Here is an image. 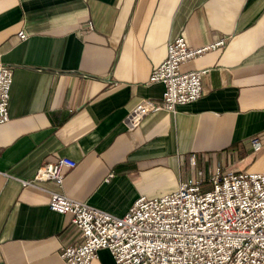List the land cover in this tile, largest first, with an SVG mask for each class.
<instances>
[{
    "label": "crops",
    "instance_id": "1",
    "mask_svg": "<svg viewBox=\"0 0 264 264\" xmlns=\"http://www.w3.org/2000/svg\"><path fill=\"white\" fill-rule=\"evenodd\" d=\"M182 34L191 48L224 40L181 65L206 71L202 96L130 129L128 112L163 96L150 73ZM0 63L13 68L0 123V264H64L81 231L48 209L51 192L122 216L200 170L205 182L216 168L264 172V0H0ZM59 157L77 162L62 185H22ZM92 264L115 262L101 249Z\"/></svg>",
    "mask_w": 264,
    "mask_h": 264
},
{
    "label": "built area",
    "instance_id": "2",
    "mask_svg": "<svg viewBox=\"0 0 264 264\" xmlns=\"http://www.w3.org/2000/svg\"><path fill=\"white\" fill-rule=\"evenodd\" d=\"M21 39L28 35L21 31ZM163 62L155 65L149 82H160V99H141L126 116L137 129L151 113H176L203 94L205 70L181 71V65L204 52L224 46V40L191 48L185 35L170 41ZM13 68L0 63V123L9 120ZM254 150L260 148L252 140ZM72 158L59 157L40 165L31 180L62 185L65 170L75 168ZM197 178L182 183L172 194L151 199L140 197L122 216L96 208L86 201L51 192L48 209L71 216L81 240L61 252L64 264H92L98 251L111 252L115 264H264V172L224 173L216 168L205 182Z\"/></svg>",
    "mask_w": 264,
    "mask_h": 264
}]
</instances>
